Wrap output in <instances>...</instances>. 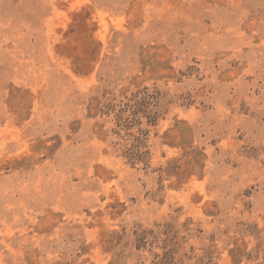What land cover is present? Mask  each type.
Here are the masks:
<instances>
[{
	"label": "rangeland",
	"instance_id": "obj_1",
	"mask_svg": "<svg viewBox=\"0 0 264 264\" xmlns=\"http://www.w3.org/2000/svg\"><path fill=\"white\" fill-rule=\"evenodd\" d=\"M0 264H264V0H0Z\"/></svg>",
	"mask_w": 264,
	"mask_h": 264
}]
</instances>
